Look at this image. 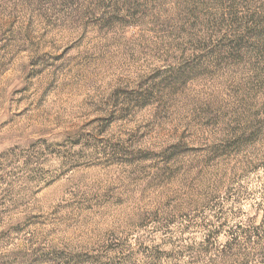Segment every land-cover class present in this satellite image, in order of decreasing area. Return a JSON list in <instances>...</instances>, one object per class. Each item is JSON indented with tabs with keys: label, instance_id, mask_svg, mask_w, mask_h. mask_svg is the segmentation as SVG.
<instances>
[{
	"label": "rangeland",
	"instance_id": "obj_1",
	"mask_svg": "<svg viewBox=\"0 0 264 264\" xmlns=\"http://www.w3.org/2000/svg\"><path fill=\"white\" fill-rule=\"evenodd\" d=\"M0 264H264V0H0Z\"/></svg>",
	"mask_w": 264,
	"mask_h": 264
}]
</instances>
